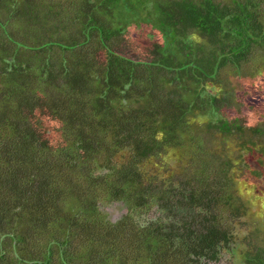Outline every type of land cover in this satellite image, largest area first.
<instances>
[{"label": "trees", "instance_id": "trees-1", "mask_svg": "<svg viewBox=\"0 0 264 264\" xmlns=\"http://www.w3.org/2000/svg\"><path fill=\"white\" fill-rule=\"evenodd\" d=\"M47 1L0 0V264H264V0Z\"/></svg>", "mask_w": 264, "mask_h": 264}, {"label": "rangeland", "instance_id": "rangeland-1", "mask_svg": "<svg viewBox=\"0 0 264 264\" xmlns=\"http://www.w3.org/2000/svg\"><path fill=\"white\" fill-rule=\"evenodd\" d=\"M28 1L29 2H32L33 0H28ZM47 2L49 4L50 2H53V0H48ZM25 15H28V14H25ZM31 19L32 18L30 17L29 20H31ZM70 29L71 30L69 32L71 34H73L75 28L72 26ZM62 30H63V28H56V27L55 28H12V31L11 32L13 34H15L14 38L16 40L22 41V40H25L26 38L31 37L33 34H36V35L40 34V35H42L44 37L45 35H47L49 33L59 34ZM44 39H46V38L44 37ZM48 54L49 55H52V56H56L52 52H50ZM258 81H260L262 83L261 80H258ZM216 82L218 84H220V82L218 80H216ZM260 82H258V84ZM163 107L165 108V106H163ZM45 122L48 123L49 127H54L55 126V121L48 120V121H45ZM174 168H175V163L173 161L170 164H167V169L169 171H171V169H174ZM185 172H189V170H184V171L178 170V172L176 171V173L173 175L172 180L178 186L180 184H183L188 179V175ZM212 182H211V184H212ZM218 185L220 187L221 186H225L226 185L225 180L224 179L219 180ZM224 190L228 191L227 189H224ZM262 190L264 191V183L262 185ZM230 191H231L232 195L234 196L232 198H234L235 205L238 206L239 203L243 205L244 202H242L241 199H239L238 192L235 189H231ZM241 197L244 199L243 196H241ZM247 202H248V200H247ZM100 207H101V210L108 216V218L111 221L118 220V219H120L121 217H123L124 215L127 214V210H126L125 206L123 205V203H113L112 202L110 204L109 203H107V204H101ZM249 207H250V210L253 211V212H255V214H256L257 206L251 205ZM182 215H185V212L184 211L183 212H180V216H182ZM256 218H257V221L260 222L261 225L264 228V218L263 217H258V216H256ZM244 220L246 221V218H244ZM243 226H244L243 227L244 230H247V231L250 230L249 229V226H250L249 223L246 222V224L243 225ZM244 235H246V234L243 233V232H239V236L240 237H243ZM241 250L242 249L240 248L239 251H238V253ZM238 253L235 252L234 255L233 254L222 255V257H220V261L219 262L210 263V264H240L241 258L238 255Z\"/></svg>", "mask_w": 264, "mask_h": 264}]
</instances>
